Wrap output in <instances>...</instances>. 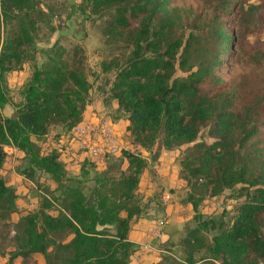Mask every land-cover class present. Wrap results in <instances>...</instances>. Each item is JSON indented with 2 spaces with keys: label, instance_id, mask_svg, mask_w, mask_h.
Returning a JSON list of instances; mask_svg holds the SVG:
<instances>
[{
  "label": "trees",
  "instance_id": "trees-1",
  "mask_svg": "<svg viewBox=\"0 0 264 264\" xmlns=\"http://www.w3.org/2000/svg\"><path fill=\"white\" fill-rule=\"evenodd\" d=\"M82 2L93 13H108L105 36L131 46L120 63H94L88 74L93 80L100 75L106 80L92 92L80 46L73 48L69 61L59 59L40 68L28 49L36 7L31 0H0V20L17 25L0 47V110L8 95L19 97L12 117L0 113V169L6 157L3 147L13 146L27 162L15 173L32 180L36 171L55 183L48 198L40 195L37 205L11 225L13 248L1 252L8 255L6 264L15 258L26 264L33 253H40L45 264H129L136 250L127 237L129 221L151 201L160 205L159 197L162 200L161 191L145 199L136 192L147 161L131 145L149 152L158 141L165 150L186 145L176 159L177 175L184 181L179 203L190 206L195 227L181 239L184 262L264 264V84L245 76L234 84L215 74L230 46L225 30H214L222 54L195 62L196 36L190 33L183 45L182 36H170L178 17L176 8H168L169 0ZM258 6L248 3L246 10L252 14ZM240 9L239 0H218L214 17ZM24 63L28 66L24 79L10 88L7 74ZM176 68L184 76H175ZM87 105L99 107L93 111L98 120L127 121L122 139L130 148L119 156L103 157L106 169L93 173V186L85 192L83 177L95 163L84 158L78 176H68L59 159L61 151L52 146L44 152L42 147L51 128L60 131L52 139L69 134ZM201 129L209 141L196 140ZM116 158L124 159L125 167L110 171L109 160ZM15 189L0 175L4 227L10 214L19 211ZM225 189L234 199L232 207L216 221L203 217L199 211L203 201ZM50 210L57 213L51 215ZM210 229L215 232L207 236Z\"/></svg>",
  "mask_w": 264,
  "mask_h": 264
},
{
  "label": "rangeland",
  "instance_id": "rangeland-1",
  "mask_svg": "<svg viewBox=\"0 0 264 264\" xmlns=\"http://www.w3.org/2000/svg\"><path fill=\"white\" fill-rule=\"evenodd\" d=\"M31 1L36 7V12L32 15L34 29L30 31L32 39L28 49L40 68H46L52 61L59 59L69 61L72 58L73 48L79 45L83 54L81 60L83 69L91 85L90 92H92L96 86L103 84L106 80L103 75L93 80V77L88 74L89 70L94 69V63L99 60L106 63H120L128 56L131 50L130 45L123 40L111 39L104 34V26L109 21L108 13L102 15L101 13H93L82 0ZM239 2L242 3V9L237 13H226L230 15H225L220 12V15L215 18V7L218 0H169L168 8H176V16L178 17L170 30V36L171 38L182 36L183 45L188 35L194 34L197 38L198 51L192 59L199 63L216 54H222V43L215 37L214 30H225L224 32L231 37L228 40L230 46L226 48L225 54L217 62L214 68L215 74L224 81H230L234 84L241 81V76L250 78L253 83L264 84V0H239ZM248 3L255 5L260 3V7L258 6L250 14L246 10ZM16 27L14 20L6 23L0 20V47L7 38L16 32ZM180 51L181 47L178 49V53ZM27 67V64L24 63L20 70L11 71L7 74V82L10 88H16L20 85L26 75ZM184 74L178 68L174 73L175 76H184ZM18 101L17 95L13 93L8 95V102L0 110L1 116L12 117ZM112 104L115 106V101H112ZM96 107L99 108L98 106L93 108L91 105H87L88 111L90 110L93 114ZM96 119L98 120V118ZM117 128L119 127L117 126ZM117 130L120 134L122 133L121 129ZM58 132H60L59 129L54 127L51 128L49 135ZM125 139L123 138V142H126ZM200 139L210 140L205 134V129L199 131L196 140ZM43 142H45L43 147H51L48 139L45 138ZM35 144L41 147V143L39 145V142L36 141ZM185 146L177 148L179 154ZM127 148H130L129 145ZM179 154L176 159H178ZM11 156H13L11 162L14 163V171L25 168L27 162L23 157L14 154ZM109 162L112 166L110 171L118 167L122 169L125 167L121 158L112 159ZM96 163L94 168H88V174L83 177L85 179L83 188L85 192L93 186V182L90 180L93 173L101 174L106 169L107 165L101 164L99 161ZM65 171L68 176H74L73 172H76L75 175H77L79 172V170L73 171L66 167ZM32 180L39 191L50 195L46 181L51 179L35 171ZM157 187L158 191L166 188L161 184ZM237 187L238 185L233 190ZM228 192L229 190L225 189L220 195L204 200L199 207L202 216L216 221L221 213L229 210L234 204V199L228 196ZM58 193L56 191L53 194ZM159 203L161 206L172 203V199L160 200L159 197ZM183 205L182 203L177 210L172 209L168 215L162 216L160 233H163L164 236L162 241L157 242L158 250H160L158 251L159 260L154 264H187L183 260L186 253L181 248V239L189 229L195 227V222L191 219V209L187 210L183 208ZM5 224L6 227L3 224L0 225V255L2 251L7 250L11 243V239L7 238L11 224L9 221ZM261 230L264 235V222ZM214 232L215 230H208L207 236ZM26 264H36V260L29 259Z\"/></svg>",
  "mask_w": 264,
  "mask_h": 264
},
{
  "label": "crops",
  "instance_id": "crops-1",
  "mask_svg": "<svg viewBox=\"0 0 264 264\" xmlns=\"http://www.w3.org/2000/svg\"><path fill=\"white\" fill-rule=\"evenodd\" d=\"M96 118L97 117H95L90 110L88 111L86 106L83 112V119L94 124L97 122ZM126 124L127 121L125 120H119L117 123H114L115 127L118 126L119 128L117 129H121L122 133ZM47 139L52 146H62L59 159L65 164V167L73 171L78 170L80 161L85 157L82 156L83 153H78L76 150L74 139H72L70 135L64 134H60L56 139H52L51 135H49ZM131 148L140 152L147 161V166L141 173L136 192L141 194L143 199H145L156 193L158 191L157 186L161 184L166 187L164 190H161V195L167 193V199H172V203H166L162 206L151 201L139 216L132 218L128 223L127 237L136 248L135 252L131 255L129 264H154L159 260L158 251L160 250H158L157 242L162 241L161 239L164 236L163 233H160L159 238L154 237L153 231L156 224L159 220H162L163 215H168L172 212V209L177 210V208H180L182 205L179 203V198L180 189L184 185V181L178 177L176 165V157L179 154V150H165L158 142L155 143L150 153L145 152V150L138 146L131 145ZM11 154L18 155V157H21L23 154L18 150L11 152L5 157V162L0 169V175L5 183L16 185L15 193L17 197L15 199V205L19 211L10 214L9 223L12 225L20 216L26 214L37 205L39 195H44L47 198L48 196L39 191V188L34 185V181L29 178H23L21 175L15 173L13 170L14 163L11 162L13 157ZM123 163L124 165L126 164L124 159ZM101 164H103V162H101ZM75 173L76 172H73L74 175ZM46 183L48 184L49 191L54 189L55 183L52 180H48ZM183 208L190 210L188 204H184ZM48 213L55 215L57 210H50ZM121 215L124 214L121 213ZM12 234L13 231L10 229L7 238L10 239ZM12 248L13 246L11 243L7 247V251ZM7 257L8 255L6 253L5 255H0V263L6 264ZM29 259L33 261L36 260V264H45V259L40 253H33ZM11 264H22L21 259L15 258Z\"/></svg>",
  "mask_w": 264,
  "mask_h": 264
},
{
  "label": "built area",
  "instance_id": "built-area-1",
  "mask_svg": "<svg viewBox=\"0 0 264 264\" xmlns=\"http://www.w3.org/2000/svg\"><path fill=\"white\" fill-rule=\"evenodd\" d=\"M70 135L74 139L76 144V150L90 161L102 162V158L105 156H119L120 152L127 148L129 145L123 142L122 134L118 132L114 123L108 118L103 120H97L96 123H91L82 119L74 127L71 128ZM49 145V144H48ZM52 147V145H51ZM62 152V146H55ZM49 148L42 147V151H46ZM3 150L6 157L17 149L13 146H4ZM168 194L161 195V199L166 200ZM162 227V220H159L153 231L154 237L160 236V229Z\"/></svg>",
  "mask_w": 264,
  "mask_h": 264
},
{
  "label": "water",
  "instance_id": "water-1",
  "mask_svg": "<svg viewBox=\"0 0 264 264\" xmlns=\"http://www.w3.org/2000/svg\"><path fill=\"white\" fill-rule=\"evenodd\" d=\"M158 144L161 146V143L158 141Z\"/></svg>",
  "mask_w": 264,
  "mask_h": 264
}]
</instances>
